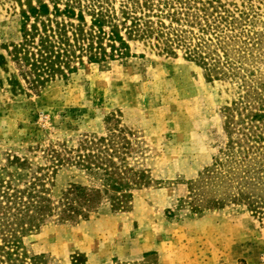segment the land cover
I'll return each instance as SVG.
<instances>
[{
  "label": "rangeland",
  "instance_id": "374dc122",
  "mask_svg": "<svg viewBox=\"0 0 264 264\" xmlns=\"http://www.w3.org/2000/svg\"><path fill=\"white\" fill-rule=\"evenodd\" d=\"M214 6L233 57L250 37L264 40V0ZM21 10L20 0H0V181L37 182L58 202L74 185L98 184L70 162L85 143L108 138L128 142L126 161L147 184L123 210L105 202L86 221L49 222L25 239L29 253L46 264H264V204L216 208L206 198L209 172L225 159L229 110L244 96L237 80H211L185 48L170 52L153 38L131 42L126 60L84 59L34 89L8 55L21 40Z\"/></svg>",
  "mask_w": 264,
  "mask_h": 264
},
{
  "label": "trees",
  "instance_id": "16d2710c",
  "mask_svg": "<svg viewBox=\"0 0 264 264\" xmlns=\"http://www.w3.org/2000/svg\"><path fill=\"white\" fill-rule=\"evenodd\" d=\"M20 1L21 40L12 45L8 55L31 88L40 89L57 76L67 77L76 71L75 63L84 65V59L100 65L126 60L131 56V42L153 38L170 52L174 46L185 48L188 58L200 64L211 80H237L244 96L229 110V143L223 152L225 159L218 161L209 172L208 184L205 182L214 188L206 197H210L207 204L217 208L228 201L244 202L262 208L264 46L256 48L264 40L250 37L233 57L229 47L235 41L226 45L220 40L223 31L219 24L224 16L216 15L214 0H120L119 8L115 0ZM211 34L217 39L214 49ZM193 35L198 39L194 46L189 41ZM259 52L260 63L256 60L250 67L246 61L257 59ZM121 143V148L108 138L85 143L89 145L83 148L86 152L70 163L98 184L74 185L58 202L37 182L21 189L0 181V264H46L45 256L29 253L25 239L51 221H86L105 202L116 210L125 209L133 192L147 184L144 174L126 161L128 142ZM219 188L227 191L224 196H218Z\"/></svg>",
  "mask_w": 264,
  "mask_h": 264
}]
</instances>
